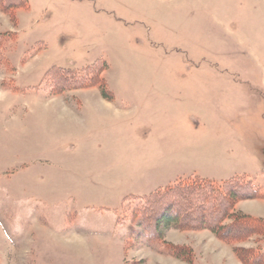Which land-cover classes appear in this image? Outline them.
Segmentation results:
<instances>
[{
	"label": "rangeland",
	"instance_id": "rangeland-1",
	"mask_svg": "<svg viewBox=\"0 0 264 264\" xmlns=\"http://www.w3.org/2000/svg\"><path fill=\"white\" fill-rule=\"evenodd\" d=\"M25 2L0 8V264L264 255V235L144 224L146 197L181 180L264 195V0ZM97 77L113 100L79 86ZM235 210L264 219V197Z\"/></svg>",
	"mask_w": 264,
	"mask_h": 264
},
{
	"label": "trees",
	"instance_id": "trees-1",
	"mask_svg": "<svg viewBox=\"0 0 264 264\" xmlns=\"http://www.w3.org/2000/svg\"><path fill=\"white\" fill-rule=\"evenodd\" d=\"M2 2L4 0H0V8L6 11H9L10 7L19 9L26 4L25 0H16L10 2L11 6L3 7ZM60 70L54 69L50 76L58 84L57 88L62 91L69 89L71 85H69V75L63 74ZM96 85L101 87L102 97L105 100L114 99L113 94L107 91L103 78L97 77L79 83V86L85 87ZM263 197L264 195L253 182L243 178H233L222 184L199 177L181 180L174 186L159 189L146 197L144 224L146 230L149 223L156 227L158 239L162 238L159 228L172 226L180 230H210L228 243L250 239L256 235H264V219L238 212L235 210V205L240 200ZM185 249V247H176L175 250L182 253ZM234 250L244 264H264L263 254L259 255L254 250L236 248Z\"/></svg>",
	"mask_w": 264,
	"mask_h": 264
},
{
	"label": "crops",
	"instance_id": "crops-1",
	"mask_svg": "<svg viewBox=\"0 0 264 264\" xmlns=\"http://www.w3.org/2000/svg\"><path fill=\"white\" fill-rule=\"evenodd\" d=\"M103 98V97H102ZM115 98V97H114ZM103 100H105L104 98H103Z\"/></svg>",
	"mask_w": 264,
	"mask_h": 264
}]
</instances>
